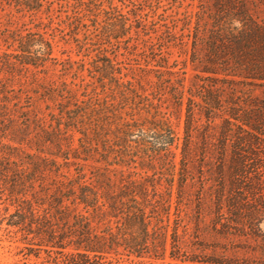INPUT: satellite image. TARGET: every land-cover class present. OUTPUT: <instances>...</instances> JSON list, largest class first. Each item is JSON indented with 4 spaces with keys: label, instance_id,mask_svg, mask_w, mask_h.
Masks as SVG:
<instances>
[{
    "label": "trees",
    "instance_id": "obj_1",
    "mask_svg": "<svg viewBox=\"0 0 264 264\" xmlns=\"http://www.w3.org/2000/svg\"><path fill=\"white\" fill-rule=\"evenodd\" d=\"M4 1L31 13H38L46 2ZM86 11L96 17L100 13L93 8L76 10L71 16L76 18L75 25L89 16ZM104 13V24L96 20L95 28L107 30L104 41L115 46L111 44L114 39L116 51L129 52L135 39L130 18L113 6ZM213 19L215 26L206 42L213 68L202 70L209 75L201 77L203 84L220 76V81L264 82V27L246 18L240 20L241 28ZM45 25L40 23L24 34H7L9 46L4 51L0 48V76L17 75L30 85L29 90H16L0 77V190L15 204L13 225L23 231L29 245L47 254L42 264H114L124 257L165 259L169 244L174 264H264V248L260 260L228 261L191 256L181 244L188 228L182 192L175 197L174 187L176 179L179 186L188 179L186 155L193 137L189 119L194 118V99L204 102L209 119L222 106L205 86L197 84L196 89L205 91L196 96L186 85L185 71H171L174 68L164 50L174 44V30L168 27L165 38L151 43L147 63H155L175 78L161 74L147 87L136 78L117 76L122 69L104 54L106 42L76 40L80 49L94 46L98 52L88 64L70 55L58 58L53 40L43 32ZM136 35L140 36L139 31ZM187 36L194 39V45L200 40L198 32ZM52 70L72 81L45 84L29 78L31 74L49 75ZM85 71L101 89L86 81ZM166 93L180 111L188 104L184 137L173 127L171 112H165ZM35 100L46 104L45 111H37ZM228 123L235 125L231 120ZM256 131L264 136L263 130ZM244 147L246 142L238 149L247 154ZM216 201L222 208L228 200L219 192ZM217 221L224 225L227 218L219 214Z\"/></svg>",
    "mask_w": 264,
    "mask_h": 264
},
{
    "label": "rangeland",
    "instance_id": "obj_2",
    "mask_svg": "<svg viewBox=\"0 0 264 264\" xmlns=\"http://www.w3.org/2000/svg\"><path fill=\"white\" fill-rule=\"evenodd\" d=\"M46 0L38 13H31L19 8L15 3L0 1V48L6 50L8 43L5 36L12 33H25L36 30L35 26L45 23L46 36L54 42V55L86 64L92 62L97 50L91 46L88 50L78 47L77 39L88 42L89 39L105 43L107 56L118 63L122 69L117 75L124 80L136 78L145 86L156 83L159 75L175 78L163 68L148 65L150 58L149 46L159 43L167 36L169 28L174 30L177 38L174 44H167L164 55L169 58L171 71L186 72V85L196 96L205 90L196 89L197 84L205 88L221 101L218 110L211 118L205 115V104L196 98L192 125V143L186 155L187 181L179 186L178 180L174 187V196L181 191L184 204L183 216L188 234L181 236V244L189 255H202L230 260H260L261 249L264 248V136L260 135L264 128V82H242L240 79L229 78L220 81V76L203 84L201 77L208 74L202 70L213 68L208 58L207 44L215 26L214 17L227 20L234 26L243 27L240 20L246 18L264 27V0ZM111 6L117 7L130 18L133 24L131 35L134 36L129 52L124 49L116 51V41L109 45L104 41L107 30L96 29L95 21L102 22ZM100 9L99 16L84 18L82 24H76V10ZM99 12V11H97ZM70 16V17H69ZM52 18V20H50ZM104 24L103 22L101 23ZM141 24V28H137ZM47 26V27H46ZM169 27V28H168ZM139 31L140 36L136 35ZM190 31L199 33L200 40L194 45V39L188 37ZM128 35L127 37H129ZM184 42V43H183ZM176 44V45H175ZM115 49V50H114ZM64 53V54H62ZM160 54V52H159ZM90 67V65H87ZM176 67V68H175ZM162 72V73H161ZM61 73L52 70L49 75L37 74L29 76L38 79L39 83L67 80ZM83 76L86 81L94 82L98 89L99 82L91 79L87 71ZM213 76V75H211ZM3 81L16 90L28 89L30 85L25 79L19 80L3 75ZM193 85V86H192ZM37 111H45L43 102L34 101ZM165 112H171L173 127L181 137L185 135L187 119V102L182 110L173 104L169 93L163 96ZM167 110V111H166ZM210 113V111H209ZM233 113L244 120L237 122L230 118ZM233 124L230 125L228 121ZM260 126V127H259ZM254 128V129H253ZM256 128V129H255ZM246 142L248 153L239 150L241 143ZM243 148V147H242ZM240 147V149H242ZM180 149L177 162L180 161ZM242 153V154H240ZM246 154V156H244ZM180 168V164H178ZM73 170V169H72ZM66 172V169L64 170ZM54 177H51V179ZM49 180V177L47 178ZM51 180H49L50 182ZM223 193L228 201L222 208L216 201L218 193ZM16 211L14 202L8 193L0 190V264H42L47 254L29 245L26 236L19 227L13 225L12 214ZM219 214H224L227 222L218 224ZM182 234V231H180ZM170 239V238H169ZM170 241V240H169ZM203 250H196L194 247ZM170 247L165 259H137L124 257L114 264H174L170 259Z\"/></svg>",
    "mask_w": 264,
    "mask_h": 264
}]
</instances>
